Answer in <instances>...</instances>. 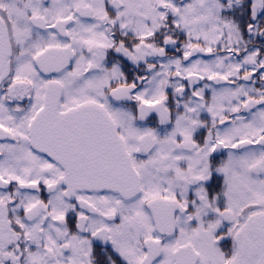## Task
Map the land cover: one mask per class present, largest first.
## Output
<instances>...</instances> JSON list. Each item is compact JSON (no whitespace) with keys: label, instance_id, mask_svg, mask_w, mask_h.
<instances>
[{"label":"snow or ice","instance_id":"snow-or-ice-1","mask_svg":"<svg viewBox=\"0 0 264 264\" xmlns=\"http://www.w3.org/2000/svg\"><path fill=\"white\" fill-rule=\"evenodd\" d=\"M0 264H264V0H0Z\"/></svg>","mask_w":264,"mask_h":264},{"label":"flooded vegetation","instance_id":"flooded-vegetation-1","mask_svg":"<svg viewBox=\"0 0 264 264\" xmlns=\"http://www.w3.org/2000/svg\"><path fill=\"white\" fill-rule=\"evenodd\" d=\"M258 75V74H257ZM257 86H258V82H257Z\"/></svg>","mask_w":264,"mask_h":264}]
</instances>
